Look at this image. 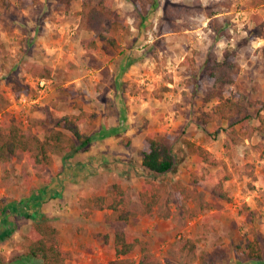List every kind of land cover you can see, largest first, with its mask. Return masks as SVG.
<instances>
[{
  "label": "rangeland",
  "instance_id": "374dc122",
  "mask_svg": "<svg viewBox=\"0 0 264 264\" xmlns=\"http://www.w3.org/2000/svg\"><path fill=\"white\" fill-rule=\"evenodd\" d=\"M13 1L14 9L4 14L11 31L0 30V41L5 45L0 51V90L10 100L9 112L25 128L30 119L41 120L33 124V130L44 137L47 127L54 124L53 115L85 111L87 118L82 131L91 128L92 134L95 128L104 125L118 140L123 156L119 160H125L118 176H122L123 186L130 187L134 197L141 188L134 176H146L137 149L152 130L178 132L174 147L177 164L160 180L171 183L179 179L193 186L191 171L196 167L186 154L182 137L195 140L215 156L225 158L231 174L225 182L231 200L214 196L213 184L209 183L201 190L220 207L190 219L183 229L175 227L171 220L158 217L140 218L134 226L109 224L105 214L110 211L92 209L85 194L79 203L65 210L59 204L50 215L41 214V219L48 218L55 225L54 221L68 218L67 222L60 221L62 229L59 228L64 248L72 252L68 264H109L115 257L113 234L117 227L128 228L143 239L150 238L161 264H198L200 259L196 254L204 250L212 254V264H264V257L262 260L239 257L235 251L239 244L244 245L257 236L264 255V179L261 176L264 160L255 147L264 142V124L251 139L244 138L236 145L229 158L224 148L227 122L210 124L205 130L194 119L198 109H211L217 102H204V87L209 83L194 74L204 58L202 54L207 51L214 50L219 58L229 48L238 54L239 73L235 83L225 87L227 96L241 93L249 100L264 101V34H259L258 26L251 20L254 13L264 18V5L255 7L252 0H157L149 19L139 27V14L148 0H139L142 11L134 0H113L118 17L128 27L117 34L118 48H109L100 42L99 50L90 59L80 43L82 38L95 36L79 31L83 0H74L67 8L56 0H41L36 6L21 9L17 7V0ZM168 2L191 9L177 19L178 28L174 31L163 28ZM212 21L215 28L211 26ZM216 27L219 30L215 31ZM32 62L51 66L52 76L46 79L27 73L24 65ZM11 76L30 85L34 94H11L13 87L8 85ZM248 112L252 123L258 126L257 111L249 107ZM261 114L264 115V108ZM249 164L254 165L255 178L249 175L253 169ZM116 168V163L112 168L108 161L101 172L112 173ZM11 169L14 184H0V188L20 184L21 165L14 162ZM211 170L222 174L219 167ZM1 177L0 169V182ZM106 179L102 182L104 186L116 181L113 177ZM105 233L109 236L107 242L101 235ZM187 238L198 239L196 253L179 248ZM138 257L133 255L135 259ZM5 259L4 256L0 259L1 264H6Z\"/></svg>",
  "mask_w": 264,
  "mask_h": 264
},
{
  "label": "trees",
  "instance_id": "16d2710c",
  "mask_svg": "<svg viewBox=\"0 0 264 264\" xmlns=\"http://www.w3.org/2000/svg\"><path fill=\"white\" fill-rule=\"evenodd\" d=\"M59 5L69 7L74 0H56ZM255 7L264 5V0H252ZM83 8L79 23V31H86L95 36L82 38L80 43L87 56L92 59L99 50V43L109 48H118L117 34L121 29L128 26L120 19L113 8V0H83ZM138 10L142 11L139 0H134ZM41 0H17V7L27 8L36 6ZM170 5V6H169ZM157 6V0H148L143 12L139 14L140 24L144 25L148 15ZM13 0H0V30L11 31V25L4 16L7 11L14 9ZM188 6L168 2L165 8L163 24L166 31L178 28L177 19L182 17L183 12H189ZM213 20V19H212ZM251 20L259 28V34H264V18L259 13L251 15ZM212 27L213 21L211 23ZM215 28V27H214ZM219 30L216 27L217 31ZM5 47L0 41V51ZM203 60L198 63L194 74L198 79H204L209 86L204 87V102L209 104L217 101L211 109H198L194 119L198 126L207 129L208 125H221L227 122L224 130L227 136L224 140V148L229 158L232 157L233 149L244 138L251 139L256 131L263 129L264 101L249 100L244 94L227 96L225 87L235 83L239 73L238 54L234 49H226L218 57L214 50L202 54ZM27 73L34 77L50 78L53 69L48 64L27 63L24 65ZM197 79V80H198ZM8 85L13 87L16 96L21 94L33 95L34 90L28 84L22 83L11 76ZM71 93L70 91H66ZM10 100L0 90V169L2 186L14 184L12 163L21 165V177L29 181L31 173H34L42 182L47 183L46 176L48 166L53 162L54 155L74 153L90 146L94 137L90 133L91 128L84 132L81 127L86 121L87 113L83 110L79 113L65 115H53V125L47 127L46 134L41 138L34 130L33 124L41 120L30 119L31 123L25 128L8 110ZM249 107L257 111L256 118L259 125L252 123V116L248 112ZM94 118V116H93ZM128 141L130 139L126 138ZM178 140L177 130L171 132H158L152 130L143 138L142 147L139 149L141 164L150 176L140 178L141 188L137 197L133 196L130 187H125L120 179L93 192L87 199L92 209L109 210L105 214V221L109 224L125 223L134 226L140 218L158 217L171 220L178 229L185 228L189 220L197 217L206 210L220 207V204L212 202L205 197L202 188L213 184L212 194L224 201H230L231 196L225 188V182L231 178L228 163L225 158L215 156L206 146L182 137L186 154L191 158L196 169L191 171L193 186L176 179L171 183L159 178L171 172L176 164L177 157L174 151ZM256 149L264 160V142H259ZM249 175L256 177L254 165L249 164ZM211 167H219L222 174L218 175ZM261 176L264 179V163ZM31 169V170H30ZM191 169V168H189ZM192 170V169H191ZM106 242L109 240L107 233L101 234ZM198 239L187 238L182 241L179 248L182 251L196 253ZM16 247L23 251V255L41 260L43 264H68L72 252L64 248L60 230L53 222L46 218L34 220L29 224L17 242ZM113 249L115 257L109 264H161L159 256L152 249L150 239H143L128 228L117 227L113 234ZM239 257L262 260L263 250L257 236L248 240L244 245L241 243L235 249ZM138 254V259L133 258ZM200 259L198 264H212V254L207 250L197 252Z\"/></svg>",
  "mask_w": 264,
  "mask_h": 264
},
{
  "label": "crops",
  "instance_id": "0c3cea01",
  "mask_svg": "<svg viewBox=\"0 0 264 264\" xmlns=\"http://www.w3.org/2000/svg\"><path fill=\"white\" fill-rule=\"evenodd\" d=\"M11 90L10 93L13 92L15 95L12 88ZM111 134L112 132L104 125L101 128L98 126L92 133L94 140L90 146L74 153L54 155V160L46 171V176L49 179L47 183L42 182L34 173H31L32 178L26 183L21 179L20 184L16 186L0 188V259L4 256L6 264H43L38 259L34 262V258L23 255V251L16 247L29 224L34 220H40L41 214L50 215L53 210H56V207H59V204L65 210L73 204L79 203L83 194L88 198L93 192L104 186L102 182L107 180V177H113L114 180L122 179L118 173L124 168L122 164H125V160H119L120 157H123L120 152L122 150L120 144L116 142L118 140H115ZM133 149L130 151L134 152ZM137 150L136 152H138ZM108 161L112 168L116 163V170L112 173L101 172ZM90 168L92 172L88 171ZM145 173L146 176H150L149 172ZM136 176H134V180H138L141 185L139 175ZM122 184H124L123 179ZM64 219L60 218L59 221H54L55 225L62 229L60 221ZM67 220L68 218L64 222ZM11 242L14 244L13 246H11ZM152 249L155 252L153 247Z\"/></svg>",
  "mask_w": 264,
  "mask_h": 264
},
{
  "label": "built area",
  "instance_id": "2783aa9c",
  "mask_svg": "<svg viewBox=\"0 0 264 264\" xmlns=\"http://www.w3.org/2000/svg\"><path fill=\"white\" fill-rule=\"evenodd\" d=\"M42 84H44V79L41 81Z\"/></svg>",
  "mask_w": 264,
  "mask_h": 264
}]
</instances>
